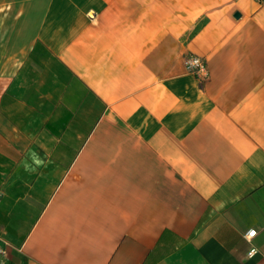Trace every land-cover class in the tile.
I'll list each match as a JSON object with an SVG mask.
<instances>
[{"label": "crops", "instance_id": "0c3cea01", "mask_svg": "<svg viewBox=\"0 0 264 264\" xmlns=\"http://www.w3.org/2000/svg\"><path fill=\"white\" fill-rule=\"evenodd\" d=\"M0 238V264H264V2L0 0Z\"/></svg>", "mask_w": 264, "mask_h": 264}, {"label": "built area", "instance_id": "2783aa9c", "mask_svg": "<svg viewBox=\"0 0 264 264\" xmlns=\"http://www.w3.org/2000/svg\"><path fill=\"white\" fill-rule=\"evenodd\" d=\"M259 3L264 2V0H257ZM184 65L187 71L193 75L197 80L203 82L207 80L208 78V70L205 64V61L194 54H189L184 57ZM255 231H249L247 233V237L253 236ZM8 247V244L0 238V258L4 257L6 254V249ZM255 252V249H252L250 251V254Z\"/></svg>", "mask_w": 264, "mask_h": 264}, {"label": "water", "instance_id": "95a60500", "mask_svg": "<svg viewBox=\"0 0 264 264\" xmlns=\"http://www.w3.org/2000/svg\"><path fill=\"white\" fill-rule=\"evenodd\" d=\"M236 17H238V14H235Z\"/></svg>", "mask_w": 264, "mask_h": 264}]
</instances>
